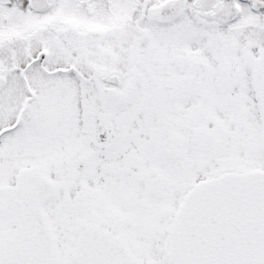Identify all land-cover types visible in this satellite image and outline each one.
<instances>
[{
  "label": "snow or ice",
  "instance_id": "6c2138e0",
  "mask_svg": "<svg viewBox=\"0 0 264 264\" xmlns=\"http://www.w3.org/2000/svg\"><path fill=\"white\" fill-rule=\"evenodd\" d=\"M0 264H264V0H0Z\"/></svg>",
  "mask_w": 264,
  "mask_h": 264
}]
</instances>
